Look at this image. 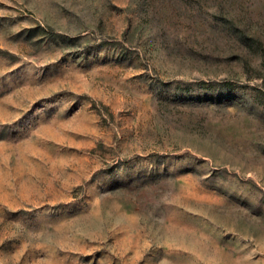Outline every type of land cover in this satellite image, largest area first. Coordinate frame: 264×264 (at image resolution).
<instances>
[{
  "label": "rangeland",
  "instance_id": "1",
  "mask_svg": "<svg viewBox=\"0 0 264 264\" xmlns=\"http://www.w3.org/2000/svg\"><path fill=\"white\" fill-rule=\"evenodd\" d=\"M0 264H264V0H0Z\"/></svg>",
  "mask_w": 264,
  "mask_h": 264
},
{
  "label": "trees",
  "instance_id": "2",
  "mask_svg": "<svg viewBox=\"0 0 264 264\" xmlns=\"http://www.w3.org/2000/svg\"><path fill=\"white\" fill-rule=\"evenodd\" d=\"M54 36H56V34H50V37H51V38L54 37Z\"/></svg>",
  "mask_w": 264,
  "mask_h": 264
}]
</instances>
